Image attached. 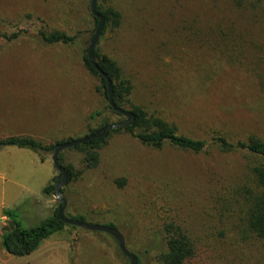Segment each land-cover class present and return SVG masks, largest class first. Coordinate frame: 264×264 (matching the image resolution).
Here are the masks:
<instances>
[{
	"label": "rangeland",
	"instance_id": "1",
	"mask_svg": "<svg viewBox=\"0 0 264 264\" xmlns=\"http://www.w3.org/2000/svg\"><path fill=\"white\" fill-rule=\"evenodd\" d=\"M108 3L122 13L123 22L103 39L101 54L117 61L131 80L135 104L192 138L222 135L238 142L257 136L264 141L260 22L252 21L239 47H230L215 38V27L235 20L244 28L247 20L226 0ZM90 4L91 0H0V35L19 32L6 24H17L25 32L13 43L0 41V137L43 132L51 135L46 134L49 141H41L55 145L100 127L101 119L88 118L108 104L98 91L101 81L83 61L95 30ZM41 24L76 35V45L43 44L37 37ZM106 118L110 123L124 121L109 114ZM61 154L63 166L71 167L76 176L63 190L67 215L116 226L140 264H158L154 252L145 250L154 242V231L169 222L182 227L197 246L186 264H264V241L246 233L241 221L237 191L248 185L249 169L255 164L248 155L223 154L215 145L199 155L169 145L156 150L127 133L111 136L94 169L84 170L83 156L74 149ZM43 156L53 162V154ZM54 170L56 179L59 173ZM45 176L46 168L31 151H0V186L7 200L21 196L12 210L25 228L50 217L43 207L44 215L35 216L24 189L28 185L38 195L36 181ZM48 198L55 212L58 202L53 195ZM46 242L22 264H130L104 233L68 227ZM58 243L64 246H54ZM64 248H70L67 257Z\"/></svg>",
	"mask_w": 264,
	"mask_h": 264
},
{
	"label": "trees",
	"instance_id": "2",
	"mask_svg": "<svg viewBox=\"0 0 264 264\" xmlns=\"http://www.w3.org/2000/svg\"><path fill=\"white\" fill-rule=\"evenodd\" d=\"M226 2L231 10L238 11V13L247 20V23L244 28H239L236 24L237 21L233 20L232 22L223 20L215 27V38L219 39L226 46L239 47L245 31H250L249 26L252 21L257 24L260 22L264 28V0H226ZM112 4L113 3H108V0L98 1L97 11L104 17L105 27L96 48L95 57L99 68L106 73L113 82L116 106L124 110H126L125 107H129V111L135 115L136 121L129 127L108 133V135L102 139L74 148L75 151L83 156L84 170L98 167L100 162V151L107 145L111 136L117 133H127L143 146L151 147L156 150H162L166 145H169L175 149L199 155L206 152L209 146L215 145L223 154L242 153L248 155L255 164L250 166L247 178L248 185H244L237 191L239 204L242 206L241 209L243 210L241 212L243 214L241 221L246 233L264 241V141L257 136H250L245 141L238 142H233L222 135H214L210 140L192 138L181 134L176 125L169 123L161 116L156 115V113L150 112L143 106L135 104L132 99L133 84L131 80L124 76L123 70L117 61L106 54H101L100 46L103 39L108 33L118 31L123 22L122 13ZM92 18L96 30L98 21L93 16ZM0 22H2L1 18ZM27 22L31 23V20L28 19ZM6 25L11 29H17L19 32L13 33L10 36L2 34L0 35V41L13 43L25 33L23 30H18L20 26L17 24ZM95 30L90 35L91 40ZM37 37L43 44L48 46L63 45L71 47L76 45L77 41L76 35H70L60 30H49L48 27L43 24L39 27ZM87 52L83 57L85 67L92 76L101 81V87L98 91L104 96L108 104L106 81L90 65ZM108 114L120 118L122 117L115 113L108 104L105 111H96L88 118L89 122L96 121L97 119H101L102 121L100 127L96 130H91L89 135L95 134L98 130L106 126L123 122L110 123L106 118ZM71 141H73V139H70L68 142ZM62 143L63 142H59L55 145H46L43 141L30 136H11L0 138V151L5 148L30 150L40 155L42 158L41 160L45 161L43 155L53 154L55 146ZM60 163L62 164V154L60 155ZM65 168L69 173L68 184H70L76 176H73L71 167ZM54 182L55 180L53 183ZM54 189L55 186L50 184L45 188L44 194L46 196H51L53 195ZM4 217L7 219V226L4 228L1 237V247L6 254L16 258H25L32 255L52 236L70 227L66 226L59 219L58 208L52 216L44 220L40 225L32 228H25L22 225L16 210H6ZM68 217L86 222V218L83 216ZM109 226L117 229V227L112 224ZM153 234L154 242L149 245V248L145 250V252L146 254L154 252L158 264H186L189 260L193 259L197 253V246L189 234L182 227L173 222L166 223L162 229L154 231ZM119 252L124 256L120 250ZM138 259L140 264V258L138 257Z\"/></svg>",
	"mask_w": 264,
	"mask_h": 264
},
{
	"label": "water",
	"instance_id": "3",
	"mask_svg": "<svg viewBox=\"0 0 264 264\" xmlns=\"http://www.w3.org/2000/svg\"><path fill=\"white\" fill-rule=\"evenodd\" d=\"M99 0H91L90 9L92 16L98 21L97 28L95 30L94 36L90 42V46L87 52V58L90 65L93 67L94 70L98 72V74L106 81L107 92H108V104L110 108L117 114L121 115L125 120L121 123L112 124L106 126L100 130H98L95 134L85 136L78 140H73L71 142H65L62 144H58L55 146V150L53 153V164L56 170L58 171L59 175L55 179V189L53 191V197L58 202V217L59 219L66 225L70 227H75L79 229H85L91 232H99L104 233L111 236L117 243V246L121 253L129 260L130 264H139L138 257L131 253L126 245V240L124 235L118 230L110 226H101V225H94L87 222L78 221L67 216L66 210L68 207V200L65 197L63 190L68 185L69 181V173L66 168L60 163V155L62 152L74 149L77 146L84 145L86 143L96 141L99 139L104 138L108 135V133L116 130H120L122 128H126L131 126L135 121V115L127 110L119 108L115 104L114 100V88L113 82L108 77L106 73H104L98 66L97 60L95 57V51L101 39L104 27H105V19L104 17L98 13ZM3 210L0 209V219L3 218Z\"/></svg>",
	"mask_w": 264,
	"mask_h": 264
},
{
	"label": "crops",
	"instance_id": "4",
	"mask_svg": "<svg viewBox=\"0 0 264 264\" xmlns=\"http://www.w3.org/2000/svg\"><path fill=\"white\" fill-rule=\"evenodd\" d=\"M46 134L47 133H43V132L35 133V134H31V133L26 134L25 132H23L21 134V136L22 135L23 136H30V137L35 138V139L37 138L35 136H39V138H37V140L49 141L48 139H50V138L48 136H46ZM0 135L2 136V134H0ZM47 135H51V134H47ZM0 138H6V137H0ZM28 151H30V150H28ZM32 153L38 157L39 164L42 167L46 168L47 176H45V177H47V178H45L44 180L42 178H40L38 181H36V184H37L36 186H37L38 192H39L38 195L35 194V192H36V191H34L35 189L30 188L28 185H26L24 187V189L27 191L28 197H30L29 198L30 199L29 205L34 209V211L36 213L35 216H43L44 212H45L43 210V208L46 210V212L49 213L48 215L52 216L54 214V212L52 210L54 203L49 201L48 196H46L44 194V190L55 179V170H54L55 167H54L53 162H49L48 160L42 161L41 160L42 158L40 155H38L34 152H32ZM14 193H15V197H16V192H14ZM20 197L19 198L18 197L17 198H14V197L11 198V196H9V198L7 200L6 199V192H4V189H1V186H0V209L3 210V215H5L6 210H12V209L16 208V204H17L18 200L20 199ZM6 226H7V219L3 216V218L0 219V264H22L21 261H24V259L31 258L33 254L28 256V257H25V258H16V257H12V256H9L8 254H6L4 249L1 247V237L3 235V231H4V228ZM59 245L64 246L61 243H58L54 246H59ZM64 249H66V248H64ZM69 249L70 248L65 250V252H67L66 257H67V254H69ZM66 262L67 263H65V264H69V261L66 260Z\"/></svg>",
	"mask_w": 264,
	"mask_h": 264
}]
</instances>
